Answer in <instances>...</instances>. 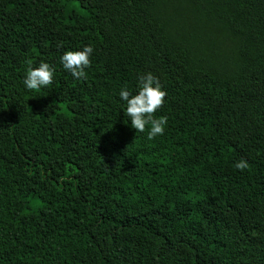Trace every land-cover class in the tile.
<instances>
[{"label": "trees", "instance_id": "16d2710c", "mask_svg": "<svg viewBox=\"0 0 264 264\" xmlns=\"http://www.w3.org/2000/svg\"><path fill=\"white\" fill-rule=\"evenodd\" d=\"M0 264H264V0H0Z\"/></svg>", "mask_w": 264, "mask_h": 264}, {"label": "clouds", "instance_id": "9594fccd", "mask_svg": "<svg viewBox=\"0 0 264 264\" xmlns=\"http://www.w3.org/2000/svg\"><path fill=\"white\" fill-rule=\"evenodd\" d=\"M93 52L91 45H84L78 50H66L59 57L62 67L70 72L73 79H80L85 75L89 57ZM53 69L47 62H40L37 66L29 65L23 77L26 90H39L52 82ZM119 98L123 102L122 110L130 121V126L136 132H144L148 125L147 138L151 140L164 132L165 117L155 118L153 113L161 107L166 95L157 78L150 72L137 77L136 92L132 94L126 87L119 90ZM236 169H246L247 162L243 159L235 163Z\"/></svg>", "mask_w": 264, "mask_h": 264}]
</instances>
